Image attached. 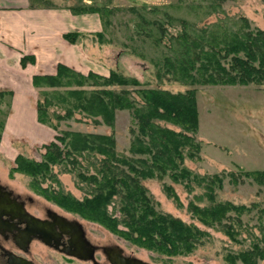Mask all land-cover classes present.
<instances>
[{"label":"trees","instance_id":"16d2710c","mask_svg":"<svg viewBox=\"0 0 264 264\" xmlns=\"http://www.w3.org/2000/svg\"><path fill=\"white\" fill-rule=\"evenodd\" d=\"M209 7L214 9V6ZM149 9V13L153 14L159 10L157 7ZM79 10L99 15L108 11L105 7ZM162 14L168 24H173L171 21L175 20L179 27L166 45L172 53L162 57V69L156 66V76L160 77L161 73L170 75L173 81L190 86L264 85V29L252 28L245 17L217 19L188 28L185 19L172 17L166 11ZM139 20L142 23L147 21L141 16ZM152 22L158 32L157 40L161 41L166 34L163 21L153 19ZM135 31L143 37L149 36V31L139 25L135 26ZM80 34L67 32L64 37L74 43ZM27 60L32 62L33 56L22 57L21 63ZM32 83L42 88L41 96L36 100L37 119L53 128H57L61 120L70 119L77 113L92 118L96 124L112 126L117 108L130 110L135 126L130 130L132 140L129 151L137 157L118 154L111 133L69 130L43 145L44 152L39 161L17 155L13 169L36 179L37 189L49 199L80 218L96 221L113 233L166 255L189 254L209 236V227L218 226L232 242H240L238 236L243 230L240 215L248 210V206L216 200L215 189L221 187L223 173L201 175L184 165L185 158L199 159V143L194 136L198 127L194 88L176 92L158 87L121 88L116 91L111 86H140L141 83L112 69L107 74L91 70L83 74L63 63L57 64L54 74L33 75ZM2 122L0 118V131ZM79 158L87 164L82 172L76 173V177L86 186L90 185L89 192L82 198L61 189L47 193L48 189L36 182L37 178L40 181L55 179L50 174V165L70 163L72 167L69 170L73 171L75 164L81 165ZM89 168L93 172L88 173ZM228 175L236 180L234 173L229 172ZM244 175L264 185V170L246 171ZM165 176L174 183H181L189 192L195 186L203 189L202 194L195 196L204 198L207 203L200 205L190 200L187 205L191 216L203 228L156 210L141 180H162ZM162 190L166 196L179 202L172 185L163 183ZM114 201L118 203L119 216L108 210ZM263 243L264 232L249 246L242 245L235 252H227L224 261L227 264H257L259 260H264Z\"/></svg>","mask_w":264,"mask_h":264},{"label":"rangeland","instance_id":"374dc122","mask_svg":"<svg viewBox=\"0 0 264 264\" xmlns=\"http://www.w3.org/2000/svg\"><path fill=\"white\" fill-rule=\"evenodd\" d=\"M79 1L70 0L69 4L77 6ZM43 3L48 5L45 1ZM86 5L108 9L102 15L98 14L102 24L99 36L96 33H90L87 36L80 34L75 38V42L84 46V52L88 53L90 60L100 65L96 68L94 64L93 68L100 72L103 70L102 67L106 68V74L112 69L123 76L136 78L141 83L140 86L113 85L112 89L118 91L121 88L132 90L139 87H158L173 92L187 88L195 89L198 127L194 136L199 143V159L185 158L184 165L201 175L223 173L221 187L215 189L216 200H228L235 204L248 206V210L240 215V221L243 224V230L238 236L240 245L232 242L218 229V226L209 227L207 228L209 236L205 237L204 241L189 254L166 255L113 233L96 221L80 218L38 190L35 185L36 179L13 169L16 164L15 158L19 154L39 161L44 152V144L18 143L17 153L13 157H5L0 152V182L8 184L16 191L30 194L40 205L49 206L71 218L78 219L91 240L101 244L118 243L126 253H132L155 264H227L224 261V255L227 252H235L242 245L249 246L255 238H261L264 232V185L244 175L246 171L264 170V85L233 83L190 86L173 81L170 75L167 77L161 72L160 77L156 76V68H158L156 66L162 69V57L170 56L172 53L166 45L169 44L171 34H175L179 27L178 21L175 20L171 21L173 24H168L162 12L166 11L172 17L185 19L188 22V28L217 19L233 20L245 17L252 28L264 29V0L81 1V6ZM209 6H214V9ZM149 7H157L159 10L155 14L149 13ZM130 8H134V11H130ZM139 13L142 19L147 20L145 23L139 20ZM153 19L162 20L166 28V34L163 35L161 41L157 40L158 32L154 28ZM138 25L149 31V36L143 37L136 34L135 26ZM87 72L81 73L86 74ZM36 88L37 98H39L42 88ZM86 88L91 87L86 86ZM45 90L50 89L45 88ZM135 98L138 97L135 96ZM2 115L1 112L0 118ZM161 123L175 130L178 129L174 125ZM44 124L53 130V137L50 141L55 140V136L61 135L65 130L83 133H111L118 154L137 157L129 151L132 140L130 130L135 126L131 111L128 109H115L112 126L103 123L96 124L92 118L83 117L78 113L70 119L61 120L57 128L47 123ZM79 160H81V165L75 164L71 172L69 169L72 164L70 163L50 165V174H53L55 179L46 178L40 181V178H37L36 182L40 184V187L47 188V193L50 190L61 189L76 198H82L89 192L90 187L88 186L90 185L86 186L85 182L78 181L76 177V173L82 172L87 164L85 160L80 158ZM91 172L93 171L89 168L88 173ZM229 172L235 174V181L228 175ZM163 183L173 186L178 195V203L166 196L162 190ZM141 184L153 199L156 210L170 213L185 222H193L201 228L204 227L187 210L190 200L200 205L207 203L204 198L195 196L203 193L202 188L195 186L189 192L181 183H174L167 176L162 180L143 179ZM108 210L119 216L117 202H112ZM257 264H264V260H259Z\"/></svg>","mask_w":264,"mask_h":264},{"label":"crops","instance_id":"0c3cea01","mask_svg":"<svg viewBox=\"0 0 264 264\" xmlns=\"http://www.w3.org/2000/svg\"><path fill=\"white\" fill-rule=\"evenodd\" d=\"M61 1L0 0V152L5 157L17 153L18 143L43 145L53 137V130L37 119L33 75L53 74L58 63L81 72L106 73V68H93L81 43L64 37L67 32L87 36L102 31L97 12L79 10L94 6H81L88 0L77 6ZM26 56H33V61L22 64Z\"/></svg>","mask_w":264,"mask_h":264},{"label":"flooded vegetation","instance_id":"af4514ba","mask_svg":"<svg viewBox=\"0 0 264 264\" xmlns=\"http://www.w3.org/2000/svg\"><path fill=\"white\" fill-rule=\"evenodd\" d=\"M118 243L91 240L82 223L0 182V264H137Z\"/></svg>","mask_w":264,"mask_h":264},{"label":"water","instance_id":"95a60500","mask_svg":"<svg viewBox=\"0 0 264 264\" xmlns=\"http://www.w3.org/2000/svg\"><path fill=\"white\" fill-rule=\"evenodd\" d=\"M135 260H136L137 264H150L146 261H142V260H138V259H135Z\"/></svg>","mask_w":264,"mask_h":264}]
</instances>
